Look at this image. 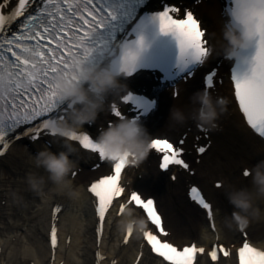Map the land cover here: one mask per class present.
Returning <instances> with one entry per match:
<instances>
[{"label":"snow or ice","instance_id":"6c2138e0","mask_svg":"<svg viewBox=\"0 0 264 264\" xmlns=\"http://www.w3.org/2000/svg\"><path fill=\"white\" fill-rule=\"evenodd\" d=\"M143 5L144 0H0V156L5 155L13 140L28 138L39 142L45 137H55L50 126L64 119L71 109L58 93L57 77L63 75L79 83L75 65L81 61L109 67L121 75L124 87L108 97V101H112L110 114L116 120L132 119L142 124L158 107V100L130 90L126 86L127 78L164 67L166 84L176 98L180 94L177 81L194 78L213 52L217 53L220 65L224 61L232 62L229 83L236 113L241 123H246L251 138H258L264 147V0H231V5L222 10V30L240 32L247 41L230 57L221 51V40L216 41L219 45L216 47L215 34L203 26L193 10L165 3L163 10L153 13L148 21L157 25L160 35L170 36L171 40L165 42L158 55L142 63V54L148 47L142 15L148 10ZM122 24L135 25L131 28L137 33L135 39L125 38L127 28L121 27ZM220 65L204 75L202 85H206V89L224 83ZM121 104L134 113L131 118L121 111ZM207 131L201 129L202 133ZM68 139L96 154L100 162L112 165L110 174L97 178L88 188L94 198L97 232L101 237L106 214L114 202L123 200L121 213L130 206L145 215L151 230L147 228L143 232V240L150 252L160 259V264H195L198 253L206 254L205 249L196 244L179 248L171 242L153 199L136 191L125 195L121 179L129 165L127 156L109 158L89 131L73 133ZM185 144V139L174 144L165 138H152L151 149L161 157L159 167L168 171L170 166H180L191 171L184 159ZM206 151L205 147L198 148L201 156ZM242 175L247 178L250 173L245 169ZM215 188L223 190L224 185L217 182ZM189 195L204 211L214 230L213 205L198 187H191ZM61 211L56 206L52 214V249L58 244L56 222ZM132 235L129 229L125 244ZM229 254L224 252V255ZM210 256L211 260H217V251L212 250ZM238 256L239 264H264V251L247 241L242 243Z\"/></svg>","mask_w":264,"mask_h":264},{"label":"clouds","instance_id":"9594fccd","mask_svg":"<svg viewBox=\"0 0 264 264\" xmlns=\"http://www.w3.org/2000/svg\"><path fill=\"white\" fill-rule=\"evenodd\" d=\"M221 42V51L230 57L242 49L247 41L242 33L224 29ZM75 69L79 83L63 75L57 77L58 93L71 106L64 119L56 120L50 126V131L55 133L54 139L61 142V148L52 151L45 145L35 154L33 161L35 168L42 169L46 175L29 172L26 176V183L38 194H43L45 186L50 184L54 192L76 195L70 180L76 166V161L72 159L76 148L68 138L73 133L82 132L85 124L95 123L100 113L105 111L108 97L124 87L121 75L109 67H96L81 61L75 65ZM189 99L190 110L173 106L168 119L177 125L192 120L208 131L217 130L221 116L226 113L227 101L215 99L207 89L194 92ZM151 140L147 129L132 119L112 122L96 137V142L104 148L109 158L127 156L129 164L133 166H139L150 156ZM248 171L250 186L227 192L233 211L223 218L222 223L230 229L245 230L253 219L264 213L257 204V201H264V160L258 161ZM121 227L140 235L147 230L148 224L135 208L126 206ZM207 231L206 227L202 229L205 239L210 238L206 235Z\"/></svg>","mask_w":264,"mask_h":264},{"label":"rangeland","instance_id":"374dc122","mask_svg":"<svg viewBox=\"0 0 264 264\" xmlns=\"http://www.w3.org/2000/svg\"><path fill=\"white\" fill-rule=\"evenodd\" d=\"M158 111V110H157ZM153 113L151 116L154 118ZM100 123H103L100 121ZM186 127V124L183 125V127L178 130V133L175 135H179L181 131H183ZM152 134H164L169 135L166 132H154ZM242 140L239 136V130L235 126H233V123L227 124L226 128L221 134L217 135V138L215 140V143L213 147L211 148V151L209 155L204 159L202 163L203 168H208L211 170L213 175L217 178H223L226 180L225 187L223 190H211L210 194L214 198L215 203L217 204L218 209H221L220 219L223 221V218L225 216L230 215L229 211L230 209H233L232 206L229 204L227 199V192L231 191L233 189H239L241 187L250 186V179H242L240 177V168L244 165H248L250 167H253L258 161L253 156L251 150L249 148H246L245 146H242ZM219 160V161H218ZM2 165H0V177L3 178L4 183L7 184V187H13L16 188L11 193V197L14 199L13 201H18L19 205L16 203L11 206L10 201L6 203V209L7 212L5 213L6 217L1 218L0 217V237L3 236V234L7 235V231L9 230V227L6 226L12 224L13 221H18L22 226L23 229L27 231V228H29L32 223L29 218L27 220L28 216V210L38 209L42 208V206H45V212L47 213L49 208V201L52 198H58L57 192L52 191V186L50 184L46 185L44 188L43 194H29L28 196H23V189L24 187H20L19 185L16 186L17 181L24 180L29 172H35L41 175H46L42 169H36L34 166L33 156L28 153L27 155L21 154L20 156L16 155H10L7 159L4 160ZM145 167L140 170L142 173V178H137V174L134 176V183L136 186H138L145 194H153L157 197L159 203L161 202L160 194L164 196V205L165 209H163L167 223L169 226L173 229L174 227L179 228L178 232V238L182 239L184 237H187V241L191 239H200V232L203 229V217L201 213L191 207L186 200L185 197V186L183 184V181L180 180L176 183L169 182L166 177L161 176L157 171L155 166L152 167V162H146L145 161ZM152 168V169H151ZM147 169V170H146ZM87 169H85L80 176L76 177L75 180H72V188L75 191L76 195H69L70 197H74L77 199L82 200V204H79L80 206H77L76 202L71 203L69 201L65 202L66 205V212L63 215V224L64 219L67 220H77L80 225H78L75 230H72L73 239L76 241L73 245L75 248L78 246V239H81L84 241V243H88L91 241V237L89 235L90 230L87 229L85 224L83 223V219L86 218V214L88 216V213L86 211V200L82 198V176H85ZM2 178L0 180L2 181ZM11 184V186L9 185ZM27 189V188H26ZM45 196L48 203L45 205H32L34 200L37 199L38 201H42V197ZM30 197H33L32 200ZM68 198V196H66ZM25 198V200H24ZM51 198V199H50ZM22 199V200H21ZM24 201V202H23ZM31 203H30V202ZM23 202V203H22ZM29 202V204H28ZM22 203L23 211H19L17 213L18 209L21 207L20 204ZM0 205H3L2 203ZM27 207V214L26 211H24L25 207ZM8 212L10 213V216L7 217ZM35 213V212H34ZM45 215V214H44ZM42 216V215H41ZM40 216V217H41ZM44 220L43 223L40 224V227L36 229V227H32L31 232H29L32 235L31 240L38 239L39 243L43 240L42 239V232L45 225L46 217H43ZM12 220V221H11ZM83 220V221H82ZM82 221V222H81ZM221 221V222H222ZM29 226H25L24 224L27 223ZM86 223V221L84 222ZM30 227V228H31ZM87 234H86V232ZM254 232V231H253ZM226 233H229L226 232ZM254 235V233H253ZM9 236V235H8ZM76 236V237H75ZM255 237H264V231L255 233ZM23 244V243H22ZM27 247L32 248V252L34 253V257L38 254L36 251L37 249L33 245H28ZM22 249L21 247L19 250ZM77 249V248H76ZM20 254V253H19ZM73 259H79L82 261V263L85 264L87 261L86 256L82 254L76 253L75 249L71 253ZM18 257V256H17ZM82 257V258H80ZM203 261H201L202 263ZM18 264H28V261L21 260L20 258L17 261ZM127 263V262H126Z\"/></svg>","mask_w":264,"mask_h":264},{"label":"bare ground","instance_id":"6f19581e","mask_svg":"<svg viewBox=\"0 0 264 264\" xmlns=\"http://www.w3.org/2000/svg\"><path fill=\"white\" fill-rule=\"evenodd\" d=\"M219 9V5L213 1V2H209V3H202L198 6V11L200 12V14L202 15L203 21L208 29V31L210 33H214L215 34V40L213 41V43L216 45V47H219V45L216 43V41H220L221 40V35H222V23H221V17L219 16L218 13H216V10ZM210 11V12H208ZM217 59V53L213 52L212 54V58L209 61H215ZM199 86H200V76H194V78H192L187 84H183V87L181 89V93L179 95V98L177 100H170L169 102H162V104L160 105L161 107H157L156 109H159L158 111H156V113L154 114V118L153 120L155 121L153 124L148 126V133L152 134L154 132H166L168 134H170L171 136L176 135L178 133V130H180L183 125H177L174 124L173 122H171L168 117H169V105L174 103L175 107L178 108H182L185 111L190 110L191 108V103H190V97L192 96V94L194 92H197L199 90ZM223 92L226 93V86H223L222 88ZM227 108L230 109V111H233V118L227 120L228 124L233 123V126H235L236 128H238L239 130V136L242 140V146L249 148L253 154V156H255V158L257 159V161L260 160H264V147H262L260 145V143L258 142V138L257 140H253L251 138V136L248 134V129L245 126V124H242L239 116L236 113V109L234 108L233 102H232V98L231 96H228L227 98ZM190 122L187 121L185 124H188ZM76 148V147H75ZM39 149V147H38ZM14 153L16 154V156L21 155V151L17 148L14 149ZM74 154H78L77 149L75 151ZM219 161V160H218ZM2 178V177H0ZM3 178L2 181L0 180V201L3 199H8V201H10L11 206H13L15 203L17 205H19L18 201H13L14 199L11 197V193L17 189L16 188H9L7 187L5 184H3ZM11 186V184H9ZM20 186V187H24L23 189V196L22 197H29V194H33L34 191H32L29 187V185L26 183V178L22 181L18 180L16 186ZM27 188V189H26ZM35 195H37L38 193L34 192ZM33 194V195H34ZM58 198L60 199L61 203H64L69 201L71 203H77V206H80L79 204H82V200L81 199H77L74 197H70L69 194L66 193H57ZM68 196V198L66 197ZM27 198V197H26ZM31 200L33 197H30ZM42 201H38L37 199H35L32 203V205H45L48 203L47 199L45 196L42 197ZM82 198H84V194L82 193ZM160 198H161V202L159 203L160 208L165 209V205H164V196L162 194H160ZM34 199V198H33ZM51 199V198H50ZM56 200H59L57 198H55ZM85 199V198H84ZM22 200V199H21ZM25 200V198H24ZM24 202V201H23ZM22 202V203H23ZM30 202V201H29ZM28 202V204H29ZM22 203L20 204V208L18 209V211H23L22 208ZM31 203V202H30ZM258 206L264 210V201H257ZM84 206V204H82ZM27 207H25L24 211H26L27 214ZM3 208V206H0V210ZM216 208V225L218 227V229L220 230V233L222 234V240H226L228 242V240L231 241H235L240 239L239 234L236 232L235 229H230L226 226L223 225V223L221 222L222 220L220 219V214H221V209H217ZM17 211V212H18ZM45 206H42V208H38V209H33L32 206V210H28V216H27V220H30L32 223V227H36L39 228L40 224L43 223L42 220H44L43 217H45L46 212H45ZM87 211V209H86ZM35 212V213H34ZM45 214V215H44ZM42 215V216H41ZM49 215V213H48ZM41 216V217H40ZM47 216V215H46ZM124 216L121 217H116L113 218V222H111V224L108 225L107 230H106V240L107 242L105 243V249H106V254L110 257V256H117V258L119 259V262L117 264H131L132 261L135 259L136 255H137V251H138V246L140 243V238L137 234H134L132 241L130 242L129 245L127 246H121L120 245V238H118L119 235V225L121 223V221L124 219ZM114 217V216H113ZM20 220V219H19ZM18 221H13L12 224L7 225L6 226L9 227V230L7 231V235L3 234V236L0 237V247H2L3 252H2V259L8 261H11L12 264H18L17 261L20 258L21 260H29V259H33V252H32V248L27 247L28 245H33L37 250L38 254L36 256V260L37 262L40 263V261H43L48 255V249H47V245L45 244V242H43V240L39 243L38 239L35 240H31L32 239V235L29 233L31 232L32 227L27 228V231L25 229L22 228V226L20 225ZM84 220V221H83ZM82 221V224L85 221L88 220V216L86 214V218H84ZM12 221V220H11ZM81 221V222H82ZM25 226H29L28 222L24 224ZM78 225H80V223L77 220H65L64 219V234L65 237L69 234H72V230H75V228L78 227ZM203 228H207V236L210 237L209 239H205L208 241H212L214 236L211 233V231L209 230L206 221H203ZM173 232L171 234V238L177 242L180 243H187L186 239L187 237L184 238H180L177 239L178 237V232H179V228L178 227H174ZM202 231V230H201ZM229 233H226L228 232ZM254 231V232H253ZM264 231V213H262L261 217L257 218V219H253L251 224L248 227V232L250 233L251 239L256 242L257 244L260 245H264V237H255V233H259ZM86 232V231H85ZM254 233V235H253ZM87 234V232H86ZM9 235V236H8ZM200 237L204 238L205 234L203 232H200ZM65 237H64V241H65ZM76 237V236H75ZM112 239V240H111ZM79 243L78 246L75 248L73 245L75 244V240L72 239L71 244H70V248L69 250H67V252L63 251L61 253V255L58 258V262L65 259L64 264H84L82 263L81 260L79 259H73L71 253L73 252V250L75 249L76 253H78L79 255H85L87 261L85 262V264H90V255H91V249H92V240L88 243H84V241H82L81 239H78ZM23 243V244H22ZM110 244V247H109ZM65 245V243H64ZM22 248L19 250V248ZM20 253V254H19ZM18 256V257H17ZM82 258V257H80ZM203 259H205L204 257H200V259L198 260V262L196 264H207ZM35 260V259H34ZM201 261H203L201 263ZM110 260H106L105 264H110L109 263ZM127 262V263H126ZM0 264H2V261L0 262ZM140 264H160L159 259L157 258H151L149 255H145L143 257V259L141 260ZM220 264H235L233 260H224L221 261Z\"/></svg>","mask_w":264,"mask_h":264}]
</instances>
